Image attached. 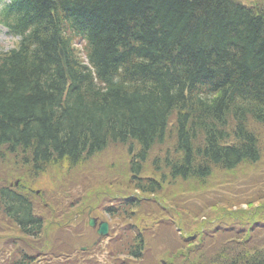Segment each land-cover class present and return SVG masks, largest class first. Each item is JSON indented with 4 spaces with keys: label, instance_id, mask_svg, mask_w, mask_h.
<instances>
[{
    "label": "trees",
    "instance_id": "trees-1",
    "mask_svg": "<svg viewBox=\"0 0 264 264\" xmlns=\"http://www.w3.org/2000/svg\"><path fill=\"white\" fill-rule=\"evenodd\" d=\"M3 16L22 37L0 56V158L17 156L34 185L41 172L72 171L110 145L127 148L134 195L106 211L130 224L125 237L108 243L109 264L124 253L120 264L143 259L144 234L155 228L134 227L143 196L161 193L168 181L202 185L215 170L261 160L249 123H264V1L12 0ZM168 136L172 146L151 159L158 177L143 175ZM171 208L160 210L174 220ZM0 213L23 235L42 234L28 192L1 184ZM208 226L185 240L174 264H264L254 237L206 259L202 243L224 236L222 227ZM33 257L15 253L11 264Z\"/></svg>",
    "mask_w": 264,
    "mask_h": 264
},
{
    "label": "rangeland",
    "instance_id": "rangeland-1",
    "mask_svg": "<svg viewBox=\"0 0 264 264\" xmlns=\"http://www.w3.org/2000/svg\"><path fill=\"white\" fill-rule=\"evenodd\" d=\"M240 1L253 5L257 1L264 0ZM2 2L3 0H0V5ZM16 42L17 38L8 34L7 30L0 25V53L8 51L16 45ZM249 126L257 134L261 145V160L256 164H244L233 171L215 170L202 185L197 180L168 181L164 184L161 193L143 196L146 200L137 211L138 216L133 222L134 227L143 229L151 224L155 225V228L146 230V252L143 260L135 264H162L163 262L174 264L176 260L173 255L181 256L188 247L183 244L187 234L197 233L201 231V226L207 225L209 226L206 228L222 227L220 233L224 235L223 238H226L223 240L216 237L212 241H206V244L202 243L204 256L208 260L224 247L233 248V245L244 237H254L264 247V123L250 122ZM172 144L173 137L168 136L163 145L152 150L149 161L144 165L143 175L158 177L151 166V159L156 155L162 156ZM128 161L126 146L110 145L105 151L94 155L72 171L58 170L57 173L56 168H53L35 177L33 182H36V185L32 188L33 196L31 197L36 214L45 219L46 229L38 238L24 236L17 231L13 223L3 219L0 213V251L5 249L4 254L9 255L12 252L8 249L16 248L25 253L37 255L39 260L33 264H46V261L51 264H77L80 261V258L76 256L79 252L78 246L86 243L91 245L97 238L95 231L84 223L88 208L99 206L95 209V213L100 219L105 220L108 217L104 215L103 207L112 203L114 199L119 200L121 197L134 195L129 183ZM16 179H19V182L21 180L25 185L30 183L31 176L29 177L26 173V167L17 156L7 154L6 158H0V183L13 182ZM36 189L39 190L38 193H35ZM135 195L142 196L138 192ZM155 198H159L161 202H157ZM160 204L163 207L175 205V209L171 208V210L176 224H173L174 220L161 214L160 209L163 207ZM48 205L55 211L50 210ZM258 213L261 214L256 216ZM166 215L171 217L167 212ZM65 216L69 217L68 222H71V217H78L72 222L77 223L74 233H68V228L61 227V218ZM239 217L242 220L241 223ZM246 217L251 219L246 220ZM107 220L112 228L114 223L121 226L130 223L125 217L113 219L114 223L112 219ZM166 222H172V224H166ZM237 222L241 225H237ZM67 224L71 223H65ZM72 225L74 224L70 226ZM234 225L236 228L232 227ZM244 229L247 231L240 234ZM56 230L59 232L57 244L63 243V234L70 237L76 236L78 243L74 248L65 244L55 246L54 242L48 244L46 240L52 239ZM174 230L176 233L173 232ZM232 233L239 236L229 237ZM103 249L100 252L102 251L101 253L105 256ZM103 256L95 254L93 258H96L99 263Z\"/></svg>",
    "mask_w": 264,
    "mask_h": 264
},
{
    "label": "water",
    "instance_id": "water-1",
    "mask_svg": "<svg viewBox=\"0 0 264 264\" xmlns=\"http://www.w3.org/2000/svg\"><path fill=\"white\" fill-rule=\"evenodd\" d=\"M60 54L62 56L63 63L65 65V58H64L65 56H64V51L62 48L60 49ZM95 221H96V219L90 218V220H89L90 225L95 226ZM97 232L100 235H106L108 233V224L106 222H101Z\"/></svg>",
    "mask_w": 264,
    "mask_h": 264
}]
</instances>
